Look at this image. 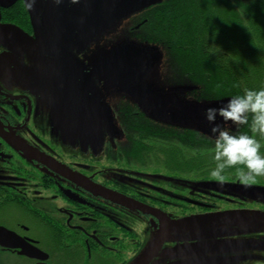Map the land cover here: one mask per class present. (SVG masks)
<instances>
[{
  "label": "flooded vegetation",
  "instance_id": "flooded-vegetation-1",
  "mask_svg": "<svg viewBox=\"0 0 264 264\" xmlns=\"http://www.w3.org/2000/svg\"><path fill=\"white\" fill-rule=\"evenodd\" d=\"M20 2L26 21L6 20L3 8ZM27 3L16 0L10 7H0V23L17 24L37 39ZM41 12L39 23L47 41L40 44L42 48L28 43L13 48L0 40V264H129L142 238L125 224L124 206L149 216L154 224L161 221L123 203V195L173 219L231 210L264 212V176L248 185L239 181L234 168L224 171L222 180L205 174L196 179L173 176L165 169L156 170L153 156L149 162L138 157L153 146V132L148 130L152 108L112 82L106 84L101 74L111 71L108 40L146 44L138 35L143 9L110 28L105 2L92 9L88 6L79 18L69 9L65 25L56 6L45 4ZM92 30L102 31L101 51H96L93 38L82 42ZM160 66L159 61L152 68L158 72ZM141 84L149 85L148 79ZM148 93L145 88L137 95L149 98ZM132 109H137V115L128 116ZM79 118L84 136L64 142L73 135ZM134 122L143 124L137 127ZM216 123L228 127L218 117ZM142 128L146 132H136ZM143 134L151 141L149 150L137 143ZM137 177L142 185L127 182ZM251 224L264 228V223ZM176 236L148 264L171 260L172 264H242L246 259L236 251L233 263L229 262L223 249L240 245L224 241L225 237L184 241ZM167 250V255L178 257L158 258ZM206 251L211 253L202 256Z\"/></svg>",
  "mask_w": 264,
  "mask_h": 264
},
{
  "label": "trees",
  "instance_id": "trees-1",
  "mask_svg": "<svg viewBox=\"0 0 264 264\" xmlns=\"http://www.w3.org/2000/svg\"><path fill=\"white\" fill-rule=\"evenodd\" d=\"M2 14L19 24L27 18L22 2L3 8ZM139 19L143 20L140 39L163 48L178 61L176 83L188 90L191 103L211 105L242 94L244 89L264 88V0H156L143 8ZM136 111L129 110L128 116L137 115ZM155 120L148 129L153 132V146L146 134L137 141L139 147L152 149L138 157L148 161L153 156L158 171L165 169L173 176L209 175L215 166L211 127L198 119L183 123ZM132 125L140 126L138 122Z\"/></svg>",
  "mask_w": 264,
  "mask_h": 264
},
{
  "label": "rangeland",
  "instance_id": "rangeland-1",
  "mask_svg": "<svg viewBox=\"0 0 264 264\" xmlns=\"http://www.w3.org/2000/svg\"><path fill=\"white\" fill-rule=\"evenodd\" d=\"M46 1V4L52 5V8L56 6L57 9V15L60 16V21L63 22L66 12L71 11L72 15L74 17L79 18V16L84 15L85 9L89 6L91 9L93 7L102 6V4L105 2V9H106V20L110 21L107 24V28H110L114 26V22L118 21V19H121L120 15L127 9L129 5H135V4H142L145 0H44ZM86 3L84 4V2ZM73 3L70 5V3ZM56 4V5H55ZM50 9V8H49ZM120 17V18H119ZM118 18V19H113ZM111 19L113 21H111ZM65 25V22H63ZM127 30L128 26L125 25ZM118 33H121L118 29ZM129 31V30H128ZM117 33V35H119ZM102 34V31L100 30H92L90 33H87L86 36H83L84 40L82 41L83 44L88 42L90 39L93 38V40H96L98 43V39L100 35ZM109 34V32H108ZM41 42L47 43L45 39H41ZM109 42V53H110V59L115 60L116 56L121 53H126V51H129L130 48H134L131 43L123 42L121 40H118L117 38L113 41L108 40ZM32 44V43H28ZM105 47V46H104ZM104 47L102 44L98 43L96 47V51H101V49ZM157 47V46H156ZM135 50L131 49V51ZM161 51V57L160 60L161 66L158 72H155V70L152 68L154 62V59L148 60L147 68L143 71H134V68H136L138 65L141 64L142 58L140 56H126L123 59L116 60L115 62H111V71H105L102 73L103 81L106 84H109L112 82V85L118 86L119 89H123L127 92H129L131 95L137 96L138 99L140 98V103L145 104L147 106V109L151 107H157L156 109H166L171 110L170 105L175 104L178 107H175V110L177 114L180 116H184L186 118V121H198L203 126H208L209 128H212V125L205 119V107L208 105L206 103H191L189 99L186 97V92L188 90L181 88V83H176V72L175 68H177L178 61H173L171 57H168V52L165 51L163 48H159ZM147 53V57L150 55V51L145 50ZM106 54V52H104ZM95 54L99 55L101 57V53L96 52ZM175 67V68H174ZM148 79L149 85H142L141 83ZM158 80V81H157ZM177 86V87H176ZM145 88H148V95L150 97L148 98L146 95H137V93H141ZM71 96V93H70ZM75 96V94L73 95ZM99 97H102L101 92L99 93ZM72 100L73 98L70 97ZM144 99V101H143ZM89 103V101H88ZM212 105V104H211ZM157 111V110H155ZM175 112V113H176ZM65 114V113H64ZM67 114H70L68 112ZM60 115V114H59ZM64 116V115H63ZM62 116V117H63ZM195 117V119H194ZM87 120L89 122V118L87 117ZM91 122L93 121L90 119ZM190 121V122H191ZM44 124L47 121L43 122ZM80 120H75L74 126H73V135H68L64 138V142L69 143L68 141H74L76 138H81L84 136L83 133V125ZM163 122V121H162ZM164 123V122H163ZM163 126V125H162ZM234 127V126H233ZM88 131L90 129V126L88 124L87 126ZM235 128V127H234ZM236 129V128H235ZM245 129H248L246 126H241L239 130L240 132H247ZM249 134H252L250 130L248 129ZM90 133V131H89ZM93 133V132H92ZM91 133V134H92ZM260 144L263 142L261 136L257 137ZM264 143V142H263ZM264 155V153H262ZM156 170L157 165H156ZM166 171V170H165ZM121 174L126 175V173L121 172ZM170 173V172H169ZM190 176V178L196 179L197 176H200L201 174H190V173H178L176 176ZM175 176V175H174ZM127 178V177H126ZM145 179H149V177H145ZM127 182L131 184L138 185L139 183L142 185L143 181H139L138 177L136 179L128 180ZM124 217H125V224L129 226V228H132L135 230L140 238H142V245L139 250V252L129 261V264H136L137 261H140L142 257L146 255V253L150 252L153 247L156 245V242L158 241L159 234L161 232L162 226L160 223L154 224L153 220L150 219L147 215H141L140 213L136 212L134 209H129L124 206ZM179 235V239L184 241H189L191 238L192 240H199L202 238H217V237H225L223 240L229 243H235L237 242L240 246L239 248L236 246V244H233V248H227L226 250L223 249L228 253V260L230 263H233L232 258L234 257L233 254H236V251L239 252L242 255H246L245 261L242 262V264H261L264 262V228L257 226L256 224H238V223H229V222H221V223H215L210 222V224L206 223H199V224H188V226H181L177 228H171L169 232L167 233V242L170 243L177 239V236ZM203 235V236H201ZM168 246V245H166ZM244 246V247H242ZM168 250L162 254L159 255L158 258H162L164 260L168 261V257L170 259L177 258V255H167ZM206 253L211 252H204V254H201L202 256L206 255ZM216 250L212 251V254L216 255ZM168 257H167V256ZM190 255H193L191 253ZM195 255V254H194ZM183 256H189V254H181V257ZM225 257V256H224ZM157 258V259H158ZM156 259V260H157ZM170 264L173 263V260L168 261ZM164 261H159L157 264H164ZM236 263V262H235Z\"/></svg>",
  "mask_w": 264,
  "mask_h": 264
},
{
  "label": "water",
  "instance_id": "water-1",
  "mask_svg": "<svg viewBox=\"0 0 264 264\" xmlns=\"http://www.w3.org/2000/svg\"><path fill=\"white\" fill-rule=\"evenodd\" d=\"M16 0H0V7H10L14 5ZM27 4L30 8V13L32 14V22L34 23L35 31L37 35L36 38H30V35H28L19 25L17 24H11V23H0V40L5 43L11 44L13 48L16 46H19L23 44L24 46L26 43H32L36 47V45H39V47L42 48L40 45L41 39H44V34L42 32V27L39 23L40 19V14L42 13V8L45 6V2L42 3L40 0H27ZM156 0H145L142 2V4L138 3L135 5H129L126 7L127 9L120 15V17H124L130 13L135 12V10L138 9H143L146 6L155 3ZM1 15V14H0ZM119 17V18H120ZM121 18V19H122ZM113 19H118V18H113ZM119 20V19H118ZM111 21H113L111 19ZM110 21H107V24ZM41 35L40 41L38 39V36ZM132 46L135 48V50L131 51L130 48L129 51H126V53H121L116 56L115 60L110 59L111 62H115L116 60L123 59L126 56L134 55V56H140L142 58V62L140 65H138L136 68H134V71H143L147 68L148 60L154 59V64L152 67H154L157 63H159L160 58H161V51L159 50V47H155L154 45L150 44H145V45H139V44H132ZM150 51V55L147 57L146 51ZM228 99V98H227ZM227 99H223L220 101H216L215 104L208 105L206 108L213 107V108H220L223 106L225 101ZM175 107H178L175 104L170 105L171 110H166V109H156L157 107H151L152 108V117L155 118L156 120L160 122H179L183 123L186 118L184 116L178 115ZM157 110V111H155ZM205 111V110H204ZM176 112V113H175ZM218 118H220L218 116ZM258 188V187H256ZM259 189V188H258ZM123 195V194H122ZM122 197V196H121ZM123 203L129 205V206H134L137 209H140L142 211H146L148 213H151L153 215H157L161 221V232L159 234L158 241L156 242V245L153 247V249L146 253L144 257L140 259V261L137 264H148L159 252L161 249L162 245L167 241V233L171 228H177L181 226H188V224H199V223H206L210 224V222H215V223H221V222H229V223H238V224H251L254 222H260L264 223V212L258 211V210H242V211H237V210H231V212H226V211H221V212H210V214H199V215H188L187 217H180L177 219L171 218L169 215H165L163 212L158 211L157 209L152 208L149 205L142 204L139 201H137L134 198H130L126 195H123Z\"/></svg>",
  "mask_w": 264,
  "mask_h": 264
},
{
  "label": "clouds",
  "instance_id": "clouds-1",
  "mask_svg": "<svg viewBox=\"0 0 264 264\" xmlns=\"http://www.w3.org/2000/svg\"><path fill=\"white\" fill-rule=\"evenodd\" d=\"M204 115L214 134L215 166L209 170V175L222 180L224 171L234 168L244 185L264 176V155L257 139V135L264 136V88L244 89L242 94L228 98L222 107L206 108ZM218 116L228 127L216 123ZM233 126L237 130L246 126L252 134L233 132Z\"/></svg>",
  "mask_w": 264,
  "mask_h": 264
}]
</instances>
